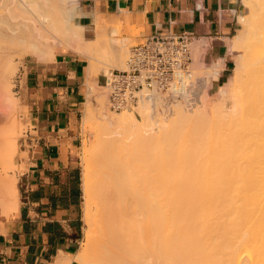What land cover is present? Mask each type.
<instances>
[{"label": "bare ground", "instance_id": "bare-ground-1", "mask_svg": "<svg viewBox=\"0 0 264 264\" xmlns=\"http://www.w3.org/2000/svg\"><path fill=\"white\" fill-rule=\"evenodd\" d=\"M242 2L243 31L229 46L239 55L230 88L220 90L224 100L214 102L212 109L201 100L194 109L175 96L143 91L135 105L141 119L133 110L121 111V122L131 130L116 133L110 132L114 130L107 125L111 116L103 111L105 131L111 129L98 141L97 157L91 146L84 145L83 220L88 244L76 254V261L264 264V0ZM81 13V0H0V209L4 216L19 207L17 179L8 172L14 167L19 131V101L10 84L16 65L14 46L20 56L36 53L38 59H53L59 43L73 42L93 60V67H125L127 42L111 36L116 29L109 37L100 36L102 32L87 37V26L79 22ZM221 63L222 59L205 68L206 74L217 73ZM208 83L198 76L196 94L208 93ZM92 88L90 84L88 93ZM85 104L87 123L95 111L88 100ZM156 110L159 115L154 117ZM203 126L211 127L208 133L213 140ZM188 127L192 132L186 134ZM186 140L190 144H183ZM194 141L205 150L216 147L215 155L205 157L220 160L192 162L205 153L191 145Z\"/></svg>", "mask_w": 264, "mask_h": 264}, {"label": "crops", "instance_id": "crops-1", "mask_svg": "<svg viewBox=\"0 0 264 264\" xmlns=\"http://www.w3.org/2000/svg\"><path fill=\"white\" fill-rule=\"evenodd\" d=\"M245 10L242 0H81L79 22L87 26V37H109L116 29L111 36L133 45L169 31L192 34V61L198 50L208 67L222 59L214 87L228 77L229 46ZM25 62L23 189L18 210L7 216L0 210V264H57L66 258L76 264L72 258L83 232L78 148L87 59L81 51L57 48L53 59Z\"/></svg>", "mask_w": 264, "mask_h": 264}, {"label": "rangeland", "instance_id": "rangeland-1", "mask_svg": "<svg viewBox=\"0 0 264 264\" xmlns=\"http://www.w3.org/2000/svg\"><path fill=\"white\" fill-rule=\"evenodd\" d=\"M245 13H246V10L244 11L243 14H245ZM238 28H239L240 32L243 31V24L241 22L239 23ZM70 43H68L69 45H67V43H59L58 48L69 49V50H72V51H78L75 48L74 43L72 42L71 43L72 45H70ZM132 45H133V43L127 42V51L128 52L126 51V55L124 56V58H125L124 63H126V60L128 59L127 57H128L129 51H130V47ZM14 47L16 49L15 53H17V54H15V53L13 54V57H14L13 61H14V64H16V65H15V68H14L13 72L10 74V81H11L10 84L12 85V94H13V96H15L18 99V101H19V106H18L19 108L17 110L18 123H19L18 129H19V131H18L17 136H16L17 153H16V155L14 157V159H15L14 167H13V169L9 168L8 172L10 174L14 175L16 177V179H17V192H18L17 194H18L19 201H20L21 200V193H22V189H23V183H22V178H21V174L20 173L24 169V165H23V163L21 161L26 156V152L22 151V149H23L22 139H23V137L25 136V134H26V132L28 130L27 129V123H26L27 122V115H28V108L24 106L23 96H22V92H21V89H22V87L24 85L23 84L24 83V78H23V74H22V72H23L22 71V67L25 65V63H26L25 61L26 60H28L30 58H32V59H38V58H37V54L36 53L33 54V55H32V53L31 54L26 53V54L20 56L19 53L17 52V48H16L18 46H14ZM74 48H75V50H74ZM238 55H239L238 52L237 53H232V52L230 53L231 61H230V69L228 71V77L226 79H224V81H222L219 84H217L216 86L211 87L212 86V78L214 80L213 83L216 82V80H217L215 74H212L210 76L207 75L206 74L207 73V69H205V68H208V65L204 64L203 61L201 62V60L199 59L200 55L198 54V52L193 53V59L194 60L190 64V71L192 73V77L193 78L198 77V76L205 77V78H207L208 82H211V83H208L207 84L208 86L206 87L208 93L204 90V91H201L200 94L197 95V99H199V100H197L196 104L193 105V108L196 105H199L201 100H202V102H201L202 104L205 103V102L208 103L206 107H208L209 109H212L213 105H215L214 102L221 101V99L224 100L223 93L220 90H223L222 87H226L227 89L230 88L229 79L231 78V75L234 72V68L236 66V61H237ZM85 57L87 59V64H86V71H85V74H84L85 75L84 79H85V82H87V88H89L90 84L93 87L90 93H88V91H87L86 101L88 100L89 103L92 104L93 111H95L94 112L95 115L86 123L85 120H84V118H85L84 116H85L87 105L85 104L86 101L84 103H82V112H81V114L79 116V127H80V131H81V144H80V147L78 148L79 149V167H80V172H82V159H83V154H84V150H85L84 149V145L91 146L90 148L92 149V154H93V156L95 158V157H97V150H98L97 147H99L98 144H99L100 140H102L104 138L103 136L106 137L108 135V134H104V133L108 132L107 131L108 129L109 130L111 128L114 129V130L110 131L111 133L123 132L125 130L127 131L128 129L131 130L130 129V127H131L130 125L128 126V129H127L126 128L127 125L124 126V124L120 120L121 119L120 116L123 115L124 113L120 114L121 111H113V110H111L109 108V105L107 103L106 88H105V86H103V84H104L103 77H102L103 72H107L108 70L114 69V68H117V67H112V66L110 67L109 65H108V67L107 66L104 67L105 64H103V65L102 64H98L101 67H104L103 69H101L100 66H98V65L96 67H93V66H91L93 60L90 59L86 55H85ZM45 60H49V59H45ZM109 60H110V58H109ZM196 60L199 62V63H197L198 65L196 64V62H194ZM192 66H193V68H192ZM92 67H93V72H91L92 71ZM105 68H106V70H104ZM197 68L201 69V70L203 69V70L202 71H200V70L198 71ZM118 69H122V68H118ZM205 93H206V95H204ZM162 94L167 95L164 92H162ZM178 100H182V99L178 98ZM182 102L184 103L186 108H191L192 107V106L188 105L187 103H185V101L182 100ZM231 103L232 102L230 100H228L227 105L230 106ZM194 109H196V108H194ZM129 110H133L134 112L133 111L132 112L134 113L136 118L141 119L140 118L141 116L139 115V112L137 111L136 107H133L132 109H129ZM103 111H105L106 113L109 112L107 114H108L109 117L111 116L110 117L111 118V123H108L107 125L109 126V124H111L112 127L111 126H110L111 128L108 127V129L106 131H105V129L107 128V127H105L106 123L104 124V122L101 119L102 115L105 114ZM193 111L194 110H191V111H188V112L191 114ZM155 113L156 114H155L154 117H157L159 115V114H157V110H156ZM198 120H201V119L198 118ZM120 122H121V124H120ZM200 124L201 123H198L199 126H200ZM204 125H206V124H204ZM189 127H188V129L184 128L187 131V132L185 131L186 134L188 132L189 133L192 132V130L189 129ZM202 128H204V130H206V131L208 130V129H206L207 127L203 126ZM192 129H194V128L192 127ZM190 130H191V132H190ZM210 130H212L211 127H210ZM210 130H208L207 133ZM200 131H203V130L200 129ZM204 134L207 136V138L209 137V139L213 140V138H212L213 135L212 134H209V133L208 134L204 133ZM204 134H202V135L204 136ZM109 135H112V134H109ZM196 135H197V132H196ZM198 135H199V132H198ZM191 136H194V135H191ZM185 137L188 138L187 136H185ZM189 138H188V140L190 141L192 137L189 136ZM198 138L199 137H197V140H198ZM188 140L183 141V144H185L184 142H188ZM200 140H201V138H200ZM211 140H209V141L211 142ZM206 141L207 140L205 139L204 143ZM215 142H217V141H215ZM199 143H202V142H199ZM208 144H210V145L213 144L214 145V143H212V144L208 143ZM208 144H207V146H208ZM217 144H215V145L217 146ZM93 145H94V147H93ZM191 145H194L193 147H195L196 145L198 147H200V145L197 144L196 142H195V144L192 142ZM207 148L208 149H206V150H205V147L203 148L204 150L202 149L205 152L204 155H202L203 157H201V155H200L199 158L195 157L196 159L193 157V158H191V159H193L192 162H194V163H197V162L205 163V162H209L210 161L212 163L213 162L217 163L220 160V158L217 159L216 157H210V156L209 157H205L207 155H211V156L215 155L216 147L211 146V147H207ZM212 148H214V150ZM199 151H200V149H199ZM189 152H194V154H195V151L192 150V149ZM190 156H192V154ZM82 175H83V172H82ZM82 183H83V178H82ZM83 201H84V199H82V202L80 204V209H79V214H80V216L82 218L83 232H82V236H81L80 245H79V248H78V251L76 252V254L82 252L87 247L86 243L88 242V239H86L87 238V236H86L87 232H86V229H85L86 228V224H85V222L83 220L84 219V217H83ZM76 254L73 257L74 259L73 258L72 259L74 260V262H76V264H82V263L76 261V259H75Z\"/></svg>", "mask_w": 264, "mask_h": 264}, {"label": "built area", "instance_id": "built-area-1", "mask_svg": "<svg viewBox=\"0 0 264 264\" xmlns=\"http://www.w3.org/2000/svg\"><path fill=\"white\" fill-rule=\"evenodd\" d=\"M192 40V34L169 31L132 45L125 68L103 72L109 108L132 109L141 92L152 90L180 98L190 106L196 104L198 77L193 78L190 71Z\"/></svg>", "mask_w": 264, "mask_h": 264}]
</instances>
